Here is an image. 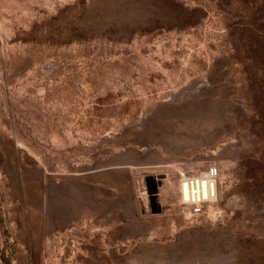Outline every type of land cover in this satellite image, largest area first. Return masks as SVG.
<instances>
[{
	"label": "rangeland",
	"instance_id": "1",
	"mask_svg": "<svg viewBox=\"0 0 264 264\" xmlns=\"http://www.w3.org/2000/svg\"><path fill=\"white\" fill-rule=\"evenodd\" d=\"M248 30L264 0H0V264H264ZM211 167L197 216L178 173Z\"/></svg>",
	"mask_w": 264,
	"mask_h": 264
},
{
	"label": "built area",
	"instance_id": "2",
	"mask_svg": "<svg viewBox=\"0 0 264 264\" xmlns=\"http://www.w3.org/2000/svg\"><path fill=\"white\" fill-rule=\"evenodd\" d=\"M178 181L179 203L199 216L214 207L226 177L219 169L211 167L199 176L181 171L178 173Z\"/></svg>",
	"mask_w": 264,
	"mask_h": 264
},
{
	"label": "trees",
	"instance_id": "3",
	"mask_svg": "<svg viewBox=\"0 0 264 264\" xmlns=\"http://www.w3.org/2000/svg\"><path fill=\"white\" fill-rule=\"evenodd\" d=\"M247 42H249V44H250L248 46V49L253 48V47H257V48H259L258 50H264V37L256 35V33L251 31V30H248ZM253 58H255V57L253 56ZM254 99L255 98L252 99V104H253ZM256 100H257V98H256ZM255 104H256V101H255ZM262 114L264 116V111ZM263 148H264V146H263ZM258 164L260 165V167L257 166ZM247 168L250 169V172L248 171L247 173H252V175L255 173V170L259 169V171H261V174L260 173L254 174L257 179H255V178L252 179V182L245 183L244 186L246 187L247 190H252V194H255V199L257 201H258V199L264 201V151H263L261 161L258 160V163L256 162V160H254L253 162H249L247 164ZM257 176H259V177H257ZM250 180L251 179L247 176L242 181L248 182Z\"/></svg>",
	"mask_w": 264,
	"mask_h": 264
},
{
	"label": "water",
	"instance_id": "4",
	"mask_svg": "<svg viewBox=\"0 0 264 264\" xmlns=\"http://www.w3.org/2000/svg\"><path fill=\"white\" fill-rule=\"evenodd\" d=\"M146 181H147V184L149 186L152 181H155V179L148 178ZM149 194H150V197H151L152 213L153 214L160 213L161 212L160 205L158 203L155 204L154 202H152L153 201L152 199H157L158 198L157 189H151L150 186H149Z\"/></svg>",
	"mask_w": 264,
	"mask_h": 264
},
{
	"label": "flooded vegetation",
	"instance_id": "5",
	"mask_svg": "<svg viewBox=\"0 0 264 264\" xmlns=\"http://www.w3.org/2000/svg\"><path fill=\"white\" fill-rule=\"evenodd\" d=\"M155 204L157 203V199H152ZM150 201H151V197H150Z\"/></svg>",
	"mask_w": 264,
	"mask_h": 264
}]
</instances>
